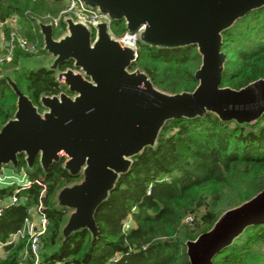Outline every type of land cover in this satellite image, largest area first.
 Here are the masks:
<instances>
[{
    "label": "water",
    "instance_id": "obj_1",
    "mask_svg": "<svg viewBox=\"0 0 264 264\" xmlns=\"http://www.w3.org/2000/svg\"><path fill=\"white\" fill-rule=\"evenodd\" d=\"M102 18L94 26L65 16V30L56 36L52 21L35 19L43 37V57L28 67L55 73L64 87L42 93L39 103L23 92L12 72L0 74L17 96L16 110L0 125V172L18 170L20 156L33 171L39 162L47 174L54 163L77 178L60 187L54 204L66 210L60 228L64 242L88 230L100 231L95 217L135 157L155 148L172 119L203 117L252 124L264 115V77L234 88L222 85L226 54L224 32L264 0H80ZM123 21L126 31H139V44L158 49L196 46L201 57L193 90L170 92L155 85L148 72L133 68L138 46L124 45L109 31ZM72 66L62 68L66 62ZM264 221V188L224 210L210 229L184 244L190 264H212L213 258L245 229Z\"/></svg>",
    "mask_w": 264,
    "mask_h": 264
},
{
    "label": "trees",
    "instance_id": "obj_2",
    "mask_svg": "<svg viewBox=\"0 0 264 264\" xmlns=\"http://www.w3.org/2000/svg\"><path fill=\"white\" fill-rule=\"evenodd\" d=\"M64 6V0H0V23L18 17L17 34L29 43L38 42L39 49L30 53L15 40L11 60L0 62V74L12 72L19 88L35 103L42 93L64 90L54 72L23 64L44 53L35 19L47 21ZM4 29L9 39L10 28ZM64 30L63 24L56 36ZM125 31L122 23L114 32L119 36ZM222 50L226 54L222 85L240 88L264 77V7L224 32ZM200 63L196 46L158 49L139 44L133 68L146 70L159 88L180 92L196 87L194 72ZM68 66L71 61L61 67ZM16 101L9 84L0 80V125L13 116ZM19 166L27 167L23 155ZM28 173L34 184L21 187L20 203L4 207L0 214V242L20 230L28 210L42 203L49 219L42 264H190L184 242L210 229L224 210L264 188V115L248 125L222 121L214 113L169 120L157 146L135 157L130 172L121 176L96 211L100 235L94 240L88 230L64 242L60 238L66 210L57 208L54 196L60 187L77 179L63 169L62 162L54 163L47 174L37 162ZM16 188L0 186V198L13 195ZM188 215L195 216L192 225L184 223ZM129 216L132 223L125 229ZM5 250L0 264H20L22 259L34 264L26 238L7 244ZM212 264H264V221L248 226Z\"/></svg>",
    "mask_w": 264,
    "mask_h": 264
},
{
    "label": "built area",
    "instance_id": "obj_3",
    "mask_svg": "<svg viewBox=\"0 0 264 264\" xmlns=\"http://www.w3.org/2000/svg\"><path fill=\"white\" fill-rule=\"evenodd\" d=\"M65 6L59 12L58 15L51 17L47 21H52L55 29L63 25V18L65 16H73L76 20H81L90 26H94L102 18L111 20L107 15L99 13L97 10L86 8L80 0H64ZM18 17L14 16L7 21L0 23V62L10 61L12 52L15 47V40H17L22 48L30 53L36 54L38 52V42L29 43L26 38L17 34ZM10 28V38L8 39L5 34L4 28ZM109 31L112 36L116 37L124 45L138 46L139 45V31L135 33H129L125 31L122 35L117 36L112 28V24L109 27ZM4 49V51L1 50ZM2 168L0 172V186L15 185L17 188L15 193L7 198H0V214L3 208L12 204L20 203V197L18 193L22 188L30 187L34 184V181L29 177L27 167H20L18 170L7 168L9 172H5ZM36 182L41 183L39 180ZM43 204L31 207L28 210V217L25 219L23 227L16 233H13L7 242H0V248H4L0 257L6 255L5 246L10 243L17 242L21 238H26L29 244L30 254L34 264H42L43 262V250L45 248V236L48 232L49 219L45 212H43ZM195 220L194 215H188L184 219V223L192 225ZM132 223V217L129 216L124 222V228H130ZM20 264H25L22 259ZM54 264H65L64 262H57Z\"/></svg>",
    "mask_w": 264,
    "mask_h": 264
},
{
    "label": "rangeland",
    "instance_id": "obj_4",
    "mask_svg": "<svg viewBox=\"0 0 264 264\" xmlns=\"http://www.w3.org/2000/svg\"><path fill=\"white\" fill-rule=\"evenodd\" d=\"M119 23L118 24H116V23H112V28H113V30L115 31L117 28H118V31L121 29V27H122V23L124 24V22L123 21H118ZM125 26V25H124ZM43 56H47V54L46 53H43V54H37V55H35L34 57L36 58V57H43ZM34 57H32V59L34 58ZM30 60L29 59H26V60H24L23 61V64H25L26 66H27V63L29 62ZM4 171L5 172H9V170L6 168V169H4ZM186 224V223H185ZM4 249V248H3ZM2 248H0V252L2 253V251H4Z\"/></svg>",
    "mask_w": 264,
    "mask_h": 264
}]
</instances>
